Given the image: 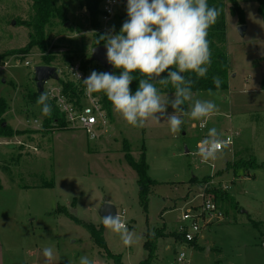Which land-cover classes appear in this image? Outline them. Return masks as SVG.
Masks as SVG:
<instances>
[{"label":"rangeland","instance_id":"rangeland-1","mask_svg":"<svg viewBox=\"0 0 264 264\" xmlns=\"http://www.w3.org/2000/svg\"><path fill=\"white\" fill-rule=\"evenodd\" d=\"M238 2L244 8V24L231 14L229 3L225 8L231 86L212 90V95L208 90L192 93V102L211 100L217 105L203 128L201 121L186 114L189 107L181 130L175 134L169 131L166 120L157 123L150 119L142 128L130 126L114 109L110 118L106 114L100 137L92 140L79 128L42 131L41 108L31 102L30 94L38 91L34 68L44 65L43 53L34 47L23 55L21 65L0 72V97L9 104L6 124L23 131L0 139V264H46V247L53 249L52 264H79L82 256L93 264H117L85 227L65 215L47 214L67 206L74 217L99 224L103 219L99 209L106 202L117 207L134 234L135 243L126 247L118 234L105 228L110 252L125 264H141L149 258L144 247L148 233L163 231L151 264L175 262L180 252L187 255L190 264H264V169L249 170L245 175L255 177L243 178L225 170L228 162L251 156L259 163L264 161V21L256 0ZM59 4L67 20L54 19L46 32L47 53L55 56L52 65L60 78L48 81L44 92L62 90L60 79L85 87L82 80L92 70L106 71L93 60L87 72L78 67L91 59L98 33H107L113 26L115 33L120 31L115 18L106 28L102 22L99 30L92 28L82 0H59ZM117 11L122 16L127 14L126 6L117 7ZM34 15L33 0H0L1 53L26 46L32 29L23 22L31 21ZM240 25L247 27L244 34ZM90 103L86 95L82 105ZM213 127L222 133V141L230 130L234 132L233 152L224 150L215 159L201 162L197 145ZM124 141L131 144L136 159L145 146L149 174L157 181L148 192L146 204L140 199L138 173L125 160ZM209 175L216 186L228 189L235 201L223 205V216L227 211L229 218L204 228L198 246H185L172 232L182 224L187 209L203 201L200 194L207 183L196 184L191 178L204 180ZM50 183H54L53 188L47 186Z\"/></svg>","mask_w":264,"mask_h":264},{"label":"clouds","instance_id":"clouds-1","mask_svg":"<svg viewBox=\"0 0 264 264\" xmlns=\"http://www.w3.org/2000/svg\"><path fill=\"white\" fill-rule=\"evenodd\" d=\"M126 12L128 18L119 33L114 32L113 26V30L100 37L105 41L106 61L121 70L119 75L92 70L82 80L85 91L105 94L114 111L130 126L142 128L150 119L157 123L166 120L169 131L178 133L184 123L182 106L193 100V81L184 73H194L197 78L206 77L211 66L207 37L210 27L217 22L219 9L210 7L207 0H127ZM136 72L140 78L133 92L130 85L136 79L133 75ZM213 83L219 88L221 80L213 77ZM157 84L171 85L175 91L170 96H162ZM208 93L212 95V90L209 89ZM51 96L50 91L42 92L36 101L42 106L43 116L52 113V106L48 103ZM189 107L186 114L201 121L202 128L217 111V105L211 100L196 99L189 103ZM221 136L215 127L208 130L207 136L197 145L196 155L201 157V162L215 159L226 146ZM102 223L120 236L124 246L135 243L134 234L119 214L105 216ZM43 255L46 264H52L53 249L44 248ZM79 264L93 262L82 256Z\"/></svg>","mask_w":264,"mask_h":264},{"label":"trees","instance_id":"trees-1","mask_svg":"<svg viewBox=\"0 0 264 264\" xmlns=\"http://www.w3.org/2000/svg\"><path fill=\"white\" fill-rule=\"evenodd\" d=\"M104 0H82V6L86 9L89 14V23L90 26L96 30L100 29L101 18L103 12L101 11V4ZM258 3V10L260 15L264 21V0H256ZM210 7H216L219 9L220 15L217 19V22L210 27L208 33V40L210 42L211 48V66L208 68V72L206 77L197 78L194 73H184L185 77L191 79L193 81L192 84V93L204 92V90H228L230 87L229 79L231 75V65L229 62V56L226 50V41H227V28H226V6L227 3L230 4V11L233 16H237L239 18V23H245V12L244 8H242L241 4L238 0H207ZM33 10L34 17L31 21H24L23 24L28 28L32 29V34L30 35V40L26 44V46L22 49H14L11 51H7L5 53L0 52V57H11L14 55H26L31 52L34 47H37L43 53V61L44 65L52 66V62L55 60V56L52 54H48L47 50L49 48L47 42V27L51 26L53 20L56 18H61L67 20L66 14L63 12V7L59 4V0H33ZM118 22L115 24L116 27L121 29L123 22L128 18L127 14L125 16L117 14L114 17ZM103 33H98L97 40L95 42V46L105 45L104 40H100V37ZM100 40V43H98ZM92 60L82 61L79 65V69L83 72H87V66L90 64ZM264 64V59H263ZM120 69L114 68V73L119 75ZM136 79L133 80L130 85L133 92L138 87L139 83V73H133ZM213 77H218L221 80L220 87L217 88L213 83ZM59 83L62 88L63 95L66 97L67 102L70 104H74L80 110L83 108L82 100L85 97V88L84 86H79L73 80H59ZM157 87L160 89V94H173L175 89L168 85L164 87L162 85L157 84ZM262 88L264 89V76L262 79ZM41 95L39 89L34 94H30V99L32 103H36L38 97ZM94 97L99 98V102L106 112L107 116L110 118L113 114V107L111 102L107 99L106 95L103 93H92ZM48 103L52 106V113L50 116H43V129L42 131H51V130H67L69 123L66 119V115L61 111L60 107H58L56 99H49ZM189 103L186 102L182 107L184 111L189 108ZM42 106H40L41 108ZM9 104L4 97H0V137L12 138L16 135H20L23 133L21 130H15L10 127L6 123L5 115L9 110ZM42 113V112H41ZM123 151L125 152V160L128 162L138 173V181L140 186L142 187L140 193V199L143 203H147V195L150 191V188L153 185L157 184V181L151 178L149 174L150 166L148 162H146V149L143 147L142 153L139 159H136L132 155L131 144L127 141L123 142ZM264 169V161L263 163H259L256 157L251 156L249 158H243L239 160H235L233 162H228L225 170H232V173L235 177H239L243 175L245 172L249 170H258ZM221 172H217V175H220ZM193 183L196 184H208L206 188V193L213 195L215 201L219 207V211L222 212L223 205L228 203L232 204L235 199L231 197L228 192V189H222L219 186H216L213 181L212 176H206L204 180L198 179L197 177L191 178ZM48 187L53 188L54 183H50L47 185ZM73 208H75V201L73 204ZM236 207H238L236 205ZM227 212V211H226ZM225 212V213H226ZM56 213L65 215L70 218V220L76 222L78 225L85 227L91 238L96 241V243L104 250L108 257H112L116 259L117 264H123L121 262V258L118 255H113L109 248L106 239L104 238L105 227L102 224H96L91 222H86L78 217H74L73 214L70 213L67 206H58L55 211L51 213H47L50 216H56ZM257 224V223H256ZM163 232H158L154 235H147L148 241L145 242L144 247L149 251V258L142 261L141 264H151L154 259H156V252L158 250V244L161 237H163ZM173 236L178 241H184L185 237L178 233L177 231L172 232ZM194 246H198V239L192 241ZM116 256V257H115Z\"/></svg>","mask_w":264,"mask_h":264},{"label":"built area","instance_id":"built-area-1","mask_svg":"<svg viewBox=\"0 0 264 264\" xmlns=\"http://www.w3.org/2000/svg\"><path fill=\"white\" fill-rule=\"evenodd\" d=\"M126 5L127 0H104L102 2L100 7L101 11L103 12L101 22L104 24L105 28L108 23L118 14L117 7ZM22 58L23 55H14L5 58L0 57V72L9 70L14 66L21 65ZM25 65L29 66V61H25ZM80 77H82V75ZM50 92L52 93L50 99H56L58 107H60L61 111L65 113L66 119L71 128H79L84 130L89 136L90 140L100 137L99 131L102 128H105L107 118L106 112L103 110L99 99L94 97L92 94L85 93L91 99V103L82 106L83 108L80 110L73 103L70 104L67 102V99L63 95V92L60 88H53V90ZM234 135L235 134L233 131L230 130L228 132L225 139L222 141L226 146L223 147L219 152H223L225 149L233 152V146L235 144ZM211 183H214V181ZM207 187L208 184L206 188ZM200 196L203 198L202 203L194 206L193 208L189 207L187 209V211L182 216V224H180L176 230L185 237L184 241H181L185 246L191 244L192 241L201 238L204 228H207L213 221L220 222L225 218L222 212L219 211V207L213 195L206 193L205 189V191H203ZM125 213L126 212L124 210L121 214L122 217L125 216ZM170 264H190V260L187 261V255L184 252H180L178 254L177 261L171 262Z\"/></svg>","mask_w":264,"mask_h":264},{"label":"water","instance_id":"water-1","mask_svg":"<svg viewBox=\"0 0 264 264\" xmlns=\"http://www.w3.org/2000/svg\"><path fill=\"white\" fill-rule=\"evenodd\" d=\"M246 29L247 27L240 25V31L242 34H244ZM91 60L98 62L107 72H113L114 70V68L106 61L105 45L94 46L92 48ZM34 70L36 86L40 93L44 92V86L48 81L52 79L58 80L60 78L57 67L54 65H37ZM3 124L5 125L6 123ZM74 212H76V210ZM99 214L102 218L109 214L113 216L117 215V207L113 203L106 202L100 207Z\"/></svg>","mask_w":264,"mask_h":264},{"label":"crops","instance_id":"crops-1","mask_svg":"<svg viewBox=\"0 0 264 264\" xmlns=\"http://www.w3.org/2000/svg\"><path fill=\"white\" fill-rule=\"evenodd\" d=\"M229 84H230V80H229ZM230 86H231V84H230ZM18 130V129H17ZM22 131V130H21ZM239 133V132H238ZM4 137H0V139H3ZM6 138V137H5ZM5 140H7V139H5ZM226 150H228V149H225V151ZM238 152V151H237ZM234 154V153H233ZM235 155V154H234ZM233 155V156H234ZM257 159V158H256ZM246 174V172L243 174V175H241V176H239V177H244V176H248V177H255V175L254 174H251V173H248V175H245ZM235 178V177H234ZM238 178V177H237ZM99 206H101V205H99ZM118 213V212H117ZM225 217L226 218H229L228 217V215H227V212H226V215H225ZM101 220H103V219H101ZM97 224V223H96ZM99 224H102V222L101 223H99ZM211 225H209V227H210ZM164 232V231H163ZM105 233V232H104ZM154 232H149L148 233V235H150L151 236V234H153ZM165 235V232H164V234H163V236ZM263 237H264V235H263ZM104 238H105V235H104ZM107 241V240H106ZM177 242H179V243H181L182 244V242L181 241H178V240H176ZM107 244H108V242H107ZM145 244V243H144ZM193 245V244H192ZM108 248H109V246H108ZM262 248H264V246H262ZM262 248H260V250L262 249ZM110 250V249H109ZM121 262L123 263V261L121 260ZM123 264H125V263H123Z\"/></svg>","mask_w":264,"mask_h":264}]
</instances>
